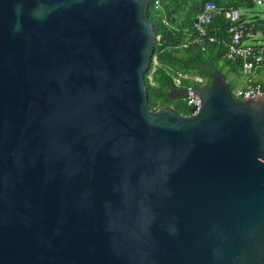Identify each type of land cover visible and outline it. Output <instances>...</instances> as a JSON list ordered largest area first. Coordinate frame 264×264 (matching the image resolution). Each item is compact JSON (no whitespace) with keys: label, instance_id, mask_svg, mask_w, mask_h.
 I'll list each match as a JSON object with an SVG mask.
<instances>
[{"label":"water","instance_id":"1","mask_svg":"<svg viewBox=\"0 0 264 264\" xmlns=\"http://www.w3.org/2000/svg\"><path fill=\"white\" fill-rule=\"evenodd\" d=\"M149 3L0 0V264H264V98L150 109Z\"/></svg>","mask_w":264,"mask_h":264},{"label":"trees","instance_id":"2","mask_svg":"<svg viewBox=\"0 0 264 264\" xmlns=\"http://www.w3.org/2000/svg\"><path fill=\"white\" fill-rule=\"evenodd\" d=\"M206 0H161L158 7L154 6V0H150L147 9L148 19L153 27L155 44L151 56L150 67L144 74V86L147 92L150 109H158L165 105H171L182 114H189L183 97L167 98L168 92L175 87L174 76L176 72L187 73L203 79L204 84H209L210 75L218 71L225 79L228 75L241 70L240 59L229 60L224 56V45L221 39L227 40L228 27L230 25L229 10L231 8L251 9L254 0H211L222 8L219 15L208 24V34L215 36L218 41L193 43L195 36L192 21L197 13L202 10ZM249 22L253 28L264 24V20H252ZM165 21V22H164ZM240 22H244L241 15ZM259 82V81H254ZM229 83V89L232 85ZM264 87V82H259ZM193 84L199 85L193 80L184 79L180 87Z\"/></svg>","mask_w":264,"mask_h":264},{"label":"built area","instance_id":"3","mask_svg":"<svg viewBox=\"0 0 264 264\" xmlns=\"http://www.w3.org/2000/svg\"><path fill=\"white\" fill-rule=\"evenodd\" d=\"M161 0H154V6L158 7ZM256 5H260L264 11V0H254ZM222 8L218 7L213 1L206 0L202 6V10L196 14L192 21V27L195 32V36L191 39V42L201 44L207 39L209 42L218 41L215 36L208 34V24L214 17L219 15ZM241 14L238 9L231 8L229 10L230 25L228 27V39H221V43L224 45V56L229 60L240 59L242 62L241 69L244 72H250L259 65L264 64V42L260 43H244L243 40L250 38L253 35L254 28L251 24L240 22ZM165 22V21H164ZM188 79L198 82L203 86L204 81L202 78L187 73L176 72L173 80L175 87H180L182 80ZM193 84H189L184 87L187 91V96L184 97L187 106L195 107V111L198 109L200 103L199 98L196 95H192L190 89L197 87ZM231 95L239 100L255 97L256 95L264 98V87L259 82L250 81L244 86H241L233 91H230ZM194 111V112H195Z\"/></svg>","mask_w":264,"mask_h":264},{"label":"rangeland","instance_id":"4","mask_svg":"<svg viewBox=\"0 0 264 264\" xmlns=\"http://www.w3.org/2000/svg\"><path fill=\"white\" fill-rule=\"evenodd\" d=\"M238 10H239V13L243 17L244 22H249L253 15H258L259 17L264 18V11H263L262 6H260V5H254V7L251 9L239 8ZM243 42L247 43L248 40L244 39ZM248 75H249V72H244V70H242V69L235 72V73L229 74L228 75V81L231 83V85L233 87L231 91H233L234 89H237L241 86H244L247 83V81L250 80V79H248ZM244 80H245V82H244ZM248 82H250V81H248Z\"/></svg>","mask_w":264,"mask_h":264},{"label":"crops","instance_id":"5","mask_svg":"<svg viewBox=\"0 0 264 264\" xmlns=\"http://www.w3.org/2000/svg\"><path fill=\"white\" fill-rule=\"evenodd\" d=\"M252 18L254 20H257V19L258 20H264V18H261L258 15H253ZM246 39L248 40V42H247L248 44L264 42V24H260V26L255 28L253 31L252 37L246 38ZM248 79H250L248 81L264 82V64L259 65L258 67H256L252 71H250L249 75H248ZM244 82H245V80H244Z\"/></svg>","mask_w":264,"mask_h":264},{"label":"flooded vegetation","instance_id":"6","mask_svg":"<svg viewBox=\"0 0 264 264\" xmlns=\"http://www.w3.org/2000/svg\"><path fill=\"white\" fill-rule=\"evenodd\" d=\"M186 115V114H185Z\"/></svg>","mask_w":264,"mask_h":264}]
</instances>
